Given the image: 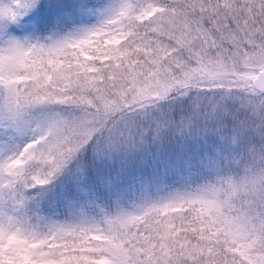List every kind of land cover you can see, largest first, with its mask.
<instances>
[{
    "label": "snow or ice",
    "instance_id": "6c2138e0",
    "mask_svg": "<svg viewBox=\"0 0 264 264\" xmlns=\"http://www.w3.org/2000/svg\"><path fill=\"white\" fill-rule=\"evenodd\" d=\"M0 264H264V0H0Z\"/></svg>",
    "mask_w": 264,
    "mask_h": 264
}]
</instances>
